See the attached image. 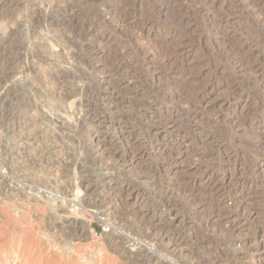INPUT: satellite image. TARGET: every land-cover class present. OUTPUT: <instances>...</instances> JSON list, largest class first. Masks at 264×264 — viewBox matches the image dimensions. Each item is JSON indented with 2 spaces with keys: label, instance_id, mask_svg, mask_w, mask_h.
<instances>
[{
  "label": "rangeland",
  "instance_id": "1",
  "mask_svg": "<svg viewBox=\"0 0 264 264\" xmlns=\"http://www.w3.org/2000/svg\"><path fill=\"white\" fill-rule=\"evenodd\" d=\"M0 163V264H264V0H0Z\"/></svg>",
  "mask_w": 264,
  "mask_h": 264
},
{
  "label": "bare ground",
  "instance_id": "2",
  "mask_svg": "<svg viewBox=\"0 0 264 264\" xmlns=\"http://www.w3.org/2000/svg\"><path fill=\"white\" fill-rule=\"evenodd\" d=\"M49 29H50V28H49ZM56 39H57V38H56ZM61 39H62V38H61ZM57 41H58V40H57ZM49 43H50V42H49ZM66 43H67V42H66ZM68 43H69V41H68ZM50 44H51V43H50ZM56 44H57V43H56ZM71 44H72V43H71ZM46 47H47V46H46ZM53 49H54V48H53ZM46 51H47V50H46ZM50 54H51V53H50ZM48 55H49V54H48ZM53 100H54V99H53ZM45 103H46L47 106H51V105H53V101L50 100L49 98L47 99V101H46ZM15 143H16V142H15ZM24 143H25V142H24ZM19 144H20V143H19ZM21 145H23V144H21ZM17 147H19V146H17ZM5 148H6V147H5ZM39 153H40V152H39ZM1 156H2V155H1ZM17 158H18V157H17ZM10 160H12V159H10ZM13 161H14V160H13ZM13 161H11V162H13ZM41 161H42V160H41ZM8 163H9V162H8ZM0 164H1V163H0ZM14 164H15V163H14ZM47 164H48V163H47ZM1 165H2V164H1ZM7 165H8V164H7ZM9 165H10V164H9ZM11 165L13 166V164H11ZM26 165H27V164H26ZM4 166H5V165H4ZM4 166H3V167H4ZM52 166H53V165H52ZM5 167H6V166H5ZM15 167H16V166H15ZM27 167H28V166H27ZM0 168H1V167H0ZM24 168H25V167H24ZM49 168H50V167H49ZM18 169H19V168H18ZM28 169H29V168H28ZM39 169H40V168H39ZM46 169H47V168H46ZM2 170H3V169H1L0 172H1ZM6 170H8V169H6ZM30 170H31V169H30ZM10 171H11V169H10ZM10 171L7 172V173H10ZM2 172H3V171H2ZM19 172H21V171H19ZM19 172H18V173H19ZM22 172H23V171H22ZM30 172H31V171H30ZM38 172H39V171H38ZM3 174H4V173H3ZM3 174L0 175V180L3 179ZM5 174H6V173H5ZM25 174H26V173H25ZM40 174H41V175H40ZM40 174H37V175H36V183H37V184H36V186H34V187L31 188V189H34V188L43 189L42 186L44 187V186L46 185L45 180H46V179H49V178L51 177V175H49L50 177L48 178L47 170H46V171H45V170L42 171V173L40 172ZM9 175H11V174H9ZM23 175H24V174H23ZM27 175H28V174H27ZM6 176H7V175H6ZM4 178H5V177H4ZM33 178H34V174H33ZM8 179H9V177H8ZM5 180H6V179H5ZM18 180H19V178H18ZM18 180H17V181H18ZM30 180H31V179H30ZM12 181H13V180H12ZM27 181H28V180H27ZM48 181H49V180H48ZM3 182H4V180H3ZM28 182H29V181H28ZM32 182H33V181H32ZM14 183H15V182H14ZM47 183H48V182H47ZM49 183H53L52 185H53V188H54V190H55V192H53V193L56 194V190H58V189H57V187H56L55 185H56L57 183L55 182V180H54V182L49 181ZM54 183H56V184H54ZM62 183H63V182H62ZM4 184H5V183H4ZM6 184H7V183H6ZM17 184H18V183H17ZM2 185H3V184H2ZM2 185L0 184V186L3 187V190H2L3 192H2V193H4L5 197H6V196H7V197H8V196L10 197V196L12 195V196L15 198L16 196H18V195L20 196V195H21V194H19L20 192H19V193H16V191H15V193H14L13 188H12V191H10V190H11V189H10L11 187H10V188H5V189H4V186H2ZM20 185H22V184H20ZM33 185H35V184H33ZM8 186H9V185H8ZM27 186H28V185H27ZM38 186H40V187H38ZM14 187H15V186H14ZM19 187H20V186H19ZM45 189L47 190V188H44L43 191H44ZM50 189H51V188H50ZM6 190H7V191H6ZM22 190H23V189H22ZM52 190H53V189H52ZM18 191H19V190H18ZM33 191H34V190H33ZM36 191H39V190L36 189ZM0 192H1V191H0ZM9 192H10V193H9ZM29 192H30V191H29ZM39 192H40V191H39ZM39 192H38V193H39ZM22 193H23V192H22ZM47 193H48V191H47ZM53 193H52V194H53ZM23 194H24V193H23ZM26 194H27V193H26ZM59 194H60V193H59ZM76 194H77V193H76ZM35 195H36V194H35ZM12 196H11V197H12ZM21 196H22V195H21ZM28 196H30V195H28ZM55 196H56V195H55ZM55 196H53L54 199H55ZM75 196H76V195H75ZM75 196H74V197H75ZM9 197H8L7 199H4V200H7V202H8V201L10 200V198H11V197H10V198H9ZM13 197H12V198H13ZM25 197H27V196H25ZM58 197H60V196H58ZM12 198H11V200H12ZM19 198H20V197H19ZM27 198H30V197H27ZM75 198H76V197H75ZM34 199H35V198H34ZM57 199H58V198H57ZM62 199H63V197H62ZM73 199H74V198H73ZM78 199H79V198H78ZM28 200H29V199H28ZM48 200H49V199H48ZM59 200H61V199L59 198ZM66 200H67V199H66ZM68 200L70 201V199H68ZM2 201H3V200H2ZM38 201H39V200H38ZM51 201H52V200H51ZM51 201H50V202H51ZM63 201L65 202V200H63ZM63 201H62V202H63ZM69 201H68V202H69ZM4 202H5V201H4ZM7 202H6V203H7ZM28 202H29V201H28ZM45 202H46V201H45ZM66 202H67V201H66ZM66 202L64 203L65 205H66ZM71 202L73 203L74 200H73V201L71 200ZM71 202H70V203H71ZM1 203H2V202H1ZM32 203H33V202H32ZM58 203H59V202H58ZM60 203H61V202H60ZM74 203H75V202H74ZM54 204H55V203H54ZM54 204H52V207H51V208L55 207V206H53ZM61 204H62V203H61ZM78 204H79V203H78ZM35 205H36V204H35ZM62 205H63V204H62ZM67 205H68V204H67ZM6 207H7V206H6ZM11 207H12V205H11ZM14 207H15V206H14ZM17 207H18V206H17ZM43 207H44V206H43ZM43 207H42V208H43ZM47 207H48V206H47ZM67 207L71 209V211H69V212L67 211L68 208H67L66 210L64 209V210L67 212V214H71V215L73 214L74 216H76V215L79 214V213L76 214L77 211H76V212L74 211V205H72V206H69V205H68ZM18 208H19V207H18ZM29 208H30V207H29ZM58 208L60 209L61 206H59ZM15 209H16V208H15ZM15 209H14V210H15ZM47 209H48V208H47ZM56 209H57V208H56ZM62 209H63V208H62ZM3 210H4V209H3ZM9 210H10V209H9ZM51 210H52V209H51ZM47 211L49 212V210H47ZM52 211H54V210H52ZM61 211H62V210H61ZM7 212H8V211H7ZM13 214H14V213H13ZM17 214H18V213H17ZM22 214H23V213H22ZM8 215H9V213H8ZM49 215H50V214H49ZM54 215H55V214H54ZM54 215H52V216L54 217ZM56 215H57V213H56ZM58 215H59V213H58ZM79 215H80V214H79ZM15 216H16V215H15ZM235 216H236V215H235ZM16 217H17V216H16ZM18 217H19V216H18ZM18 217H17V218H18ZM56 217H57V216H56ZM56 217H55V219H56ZM77 217H78V216H77ZM13 218H15V217H13ZM51 218H52V217H51ZM57 219H58V218H57ZM28 220H29V219H28ZM51 220H53V219H51ZM105 220H106L107 225H110V222H109L108 218L105 219ZM23 221H24V220H23ZM45 221H46V220H45ZM17 222H18V221H17ZM30 222H31V221H30ZM34 222H35V221H34ZM21 223H22V222H21ZM23 223H24V222H23ZM32 223H33V222H32ZM24 224H25V223H24ZM20 225H21V224H20ZM25 225H26V224H25ZM31 225H32V224H31ZM51 225H52V224H51ZM16 226H17V225H16ZM39 226H40V225H39ZM53 226H54V225H53ZM22 227H23V226H22ZM51 227H52V226H51ZM44 228H45V227H44ZM49 228H50V227H49ZM37 229L40 230V228H37ZM47 229H48V228H47ZM47 229H46V231H47ZM52 229H54V227H52ZM13 230H14V229H13ZM41 230H42V229H41ZM43 230H44V229H43ZM48 230H49V229H48ZM71 230H72V229H71ZM15 231H18V230H15ZM24 231L27 232L26 228H25ZM31 231H33V230L31 229ZM67 231H68V230H67ZM49 232H50V230H49ZM58 232H59V231H58ZM65 232H66V230H65ZM0 233L2 234V231H1ZM3 233H4V230H3ZM7 233H8V232H7ZM11 233H12V232H11ZM42 233H43V232H42ZM44 233H48V231H47V232H44ZM5 234H6V232H5ZM20 234H21V233H20ZM34 234H35V233H34ZM37 234H38V233H37ZM49 234H50V233H49ZM51 234H52V233H51ZM62 234H63V233H62ZM7 235H8V234H7ZM35 235H36V234H35ZM46 235H47V234H46ZM9 236H10V235H9ZM40 236H41V234H40ZM60 236H61V235H60ZM62 236H63V235H62ZM65 236H66V235H65ZM68 236H70V235L68 234ZM162 236H163V235H162ZM12 237H13V234H12ZM38 237H39V236H38ZM38 237H37V238H38ZM55 237H56V236H55ZM0 238L2 239L1 235H0ZM58 238H60V237H58ZM62 238H64V237H62ZM66 238H67V237H66ZM13 239H14V238H13ZM41 239H42V238H41ZM64 240H66V239H64ZM0 241H1V240H0ZM51 241H52V240H51ZM124 241H125V239H124ZM47 242H48V240H47ZM62 242H63V241H62ZM9 243H10V242H9ZM50 243H51V242H50ZM54 243H55V242H54ZM11 244H12V243H11ZM51 244H53V243H51ZM57 244H58V243H57ZM62 244H63V243H62ZM64 244H65V243H64ZM66 244H67V242H66ZM134 244H135V243H134ZM58 245H59V244H58ZM4 246H5V245H4ZM8 246H9V245H8ZM47 246H48V245H47ZM50 246H51V245H49V247H50ZM54 246H55V245H53V247H54ZM67 247H68V246H67ZM1 248H2V247H1ZM10 248H11V247H10ZM20 248H21V247H20ZM62 248H64V247H62ZM62 248H61V249H62ZM69 248H70V247H69ZM136 248H137V247H136ZM20 250H21V249H20ZM66 251H67V250H66ZM64 252H65V251H64ZM72 252H73V251H72ZM62 253H63V252H62ZM159 253H161V252H159ZM65 254H66V253H65ZM65 254H64V255H65ZM73 254H74V253H73ZM71 255H72V253H71ZM123 255H124V254H123ZM139 255H141V254H139ZM66 256H68V255H66ZM74 256H75V255H74ZM74 256H73V257H74ZM78 256H79V255H77L76 258H77ZM148 256H149V255H148ZM148 256H146V258L144 257L141 261H139V260L136 258V256H134V258H132V260H131V258H130V260H129V257H127V256H126V257H127L128 260H129V261L127 260V261L129 262V264H130V263H131V264H145L146 262H148V261L150 260V257H148ZM158 256H159V255H158ZM161 256H162V255H161ZM165 256H166V255H165ZM61 257H63V256H61ZM82 257H83V256H82ZM130 257H131V256H130ZM139 257H140V256H139ZM59 258H60V257H59ZM83 258H84V257H83ZM86 258H88V257H86ZM122 258H123V257H122ZM127 258H126V259H127ZM164 258H165V257H164ZM61 259H62V258H61ZM69 259H70V257H69ZM69 259H68V261H69ZM126 259H125V260H126ZM165 259H166V258H165ZM168 259H169V258H168ZM59 260H60V259H59ZM64 260H65V259H64ZM75 260H76V259H75ZM80 260H81V259H80ZM118 260H120V259H118ZM234 260H235V259H234ZM73 261H74V260H73ZM69 262H70V261H69ZM74 262H75V261H74ZM74 262H73V263H74ZM77 262H78V261H77ZM125 262H126V261H124V263H125ZM128 262H126V263H128ZM43 263H44V262H43ZM64 263H65V262H64ZM89 263H90V262H89ZM89 263H88V264H89ZM80 264H81V263H80ZM92 264H93V263H92ZM225 264H226V263H225ZM235 264H236V262H235Z\"/></svg>",
  "mask_w": 264,
  "mask_h": 264
}]
</instances>
